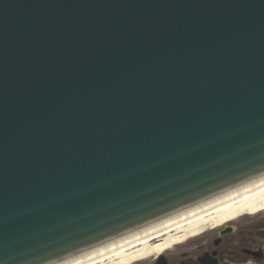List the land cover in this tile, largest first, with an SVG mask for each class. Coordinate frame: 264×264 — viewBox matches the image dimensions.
Masks as SVG:
<instances>
[{"label":"water","instance_id":"water-1","mask_svg":"<svg viewBox=\"0 0 264 264\" xmlns=\"http://www.w3.org/2000/svg\"><path fill=\"white\" fill-rule=\"evenodd\" d=\"M263 170L264 0H0V264Z\"/></svg>","mask_w":264,"mask_h":264},{"label":"bare ground","instance_id":"bare-ground-1","mask_svg":"<svg viewBox=\"0 0 264 264\" xmlns=\"http://www.w3.org/2000/svg\"><path fill=\"white\" fill-rule=\"evenodd\" d=\"M258 207H264V170L185 209L140 228H128L117 238L83 249L53 264H127L157 254L172 242L208 224H221L244 210ZM163 259V264H169L166 256Z\"/></svg>","mask_w":264,"mask_h":264},{"label":"flooded vegetation","instance_id":"flooded-vegetation-1","mask_svg":"<svg viewBox=\"0 0 264 264\" xmlns=\"http://www.w3.org/2000/svg\"><path fill=\"white\" fill-rule=\"evenodd\" d=\"M250 249V254L242 248ZM260 256V258H258ZM169 264H264V218H251L231 233L221 228L185 242L169 252Z\"/></svg>","mask_w":264,"mask_h":264},{"label":"rangeland","instance_id":"rangeland-1","mask_svg":"<svg viewBox=\"0 0 264 264\" xmlns=\"http://www.w3.org/2000/svg\"><path fill=\"white\" fill-rule=\"evenodd\" d=\"M247 216H248L247 214L242 215L243 219L247 218ZM226 222H227V221H225V223H226ZM208 225H209V224H208ZM206 226H207V225H206ZM208 227H210V225H209ZM208 227H207V228H208ZM202 228H203V227H202ZM202 228H201V229H202ZM205 228H206V227H205ZM201 229H200V230H201ZM195 233H196V232H195ZM195 233H194V234H195ZM180 234H182V231L179 232V235H180ZM187 238H189V237H187ZM187 238H186V239H187ZM187 240H188V239H187ZM193 241H194V240H193ZM184 243H185V241L175 242L174 244L171 245L172 247H171L170 249H168V251H171V250L176 249V248H183V247H184ZM161 250H162V249H161ZM151 259H152V258H149V257L146 258V260H145V259H141V260L139 261L138 264H149L150 261H151Z\"/></svg>","mask_w":264,"mask_h":264}]
</instances>
